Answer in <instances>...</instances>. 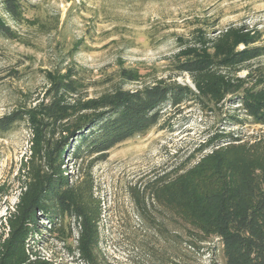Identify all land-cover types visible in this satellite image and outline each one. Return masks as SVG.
I'll return each instance as SVG.
<instances>
[{
	"label": "trees",
	"instance_id": "obj_1",
	"mask_svg": "<svg viewBox=\"0 0 264 264\" xmlns=\"http://www.w3.org/2000/svg\"><path fill=\"white\" fill-rule=\"evenodd\" d=\"M27 5L28 0H0V37L20 40L8 21L27 22ZM216 26L205 18L188 37L173 34L178 51L164 69L150 66L143 73L118 56L117 69L100 81L74 62L78 41L65 66L45 72L40 97L24 94L26 100L0 118L1 132L23 123L31 133L29 154L15 176L18 202L0 235V264H57L31 245L40 215L51 224L74 218L79 232L72 253L80 264H104L94 166L113 148L158 126L166 108L187 107L217 116L218 125L206 133L192 167H178L146 185L147 199L191 229L196 237L190 246L217 238L224 264H264V134L245 140L225 129L264 126V33L246 23ZM182 74L191 84L176 79ZM91 88L100 92L89 96ZM69 158L81 173L69 172Z\"/></svg>",
	"mask_w": 264,
	"mask_h": 264
},
{
	"label": "rangeland",
	"instance_id": "obj_2",
	"mask_svg": "<svg viewBox=\"0 0 264 264\" xmlns=\"http://www.w3.org/2000/svg\"><path fill=\"white\" fill-rule=\"evenodd\" d=\"M26 18L17 26L8 21L20 40L0 37V118L24 102V94L40 97L47 84L45 72L65 66L78 41L82 45L73 60L90 72L91 80H104L117 69L118 56H123L126 66L146 73L150 66L164 69L166 59L178 51L173 34L188 37L193 25L205 18L216 29L246 23L264 33V0H28ZM155 33L158 38L152 40ZM176 79L191 84L186 74ZM99 92L91 88L89 96ZM217 125V116L202 114L195 107L176 112L166 108L158 126L121 143L94 166L95 195L103 209L100 252L104 264H224L217 238L200 243L199 248L190 246L188 241L196 235H189V227L147 199L145 189L178 167H192L201 157L197 148ZM225 129L245 140L264 134V126L252 123ZM30 138L23 123L0 131V235L6 216L18 202L15 176L29 154ZM69 160V172L81 173L79 163ZM55 221L51 224L40 215L31 245L57 264H80L72 253L79 224L70 216Z\"/></svg>",
	"mask_w": 264,
	"mask_h": 264
}]
</instances>
